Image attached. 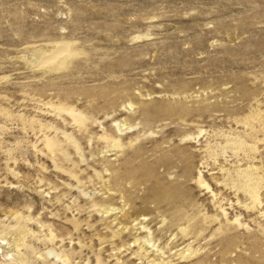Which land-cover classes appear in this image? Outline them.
Here are the masks:
<instances>
[{
    "label": "rangeland",
    "instance_id": "rangeland-1",
    "mask_svg": "<svg viewBox=\"0 0 264 264\" xmlns=\"http://www.w3.org/2000/svg\"><path fill=\"white\" fill-rule=\"evenodd\" d=\"M16 218L24 264H264V0H0Z\"/></svg>",
    "mask_w": 264,
    "mask_h": 264
},
{
    "label": "bare ground",
    "instance_id": "bare-ground-1",
    "mask_svg": "<svg viewBox=\"0 0 264 264\" xmlns=\"http://www.w3.org/2000/svg\"><path fill=\"white\" fill-rule=\"evenodd\" d=\"M74 51L75 49L73 47L71 48L66 46V43L63 41L54 42L49 44L46 50H44L43 52L39 53V55H37V58L33 64L37 68L44 69L45 67L49 69V71L52 69H58L59 66L68 57L72 56ZM20 226L21 225H19V218H16L15 221L7 223L6 225L0 227V240L4 242L3 245L0 244V247L2 248V250L4 249L2 252L5 255L3 256L4 257L6 256L5 258L8 257V259L4 261H0V264H24V257L23 254H20L19 249L6 246L7 244L13 241L9 237L10 234H14L13 238H15V235H18V233H20V229H21Z\"/></svg>",
    "mask_w": 264,
    "mask_h": 264
}]
</instances>
